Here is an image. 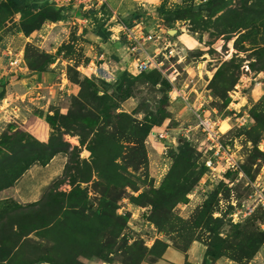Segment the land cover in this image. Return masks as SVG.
I'll return each mask as SVG.
<instances>
[{"label": "rangeland", "instance_id": "1", "mask_svg": "<svg viewBox=\"0 0 264 264\" xmlns=\"http://www.w3.org/2000/svg\"><path fill=\"white\" fill-rule=\"evenodd\" d=\"M4 1L0 141L34 144L42 131L48 141L56 134L48 124L54 112L84 108V124L89 114L100 116L83 147L80 132L63 135V170L47 187L36 181L34 202L15 192L23 165L0 166V228L10 232L0 242V264H264V243L248 260L239 251L264 236V208L243 179H223L209 163L197 117L214 123L219 143L264 194V0H107L104 9L87 6V23L76 20L84 14L78 10L61 14L52 0L11 10ZM117 24H140L164 38L140 42L160 68L140 76L122 102L115 83L124 73L138 76L133 58L141 52L124 50ZM169 30L177 33L163 34ZM7 51L22 59L20 67L9 66ZM31 69L44 70L37 82ZM146 117L162 122L143 146L134 145L130 126ZM185 143L188 153L180 156ZM208 249L220 258L210 261Z\"/></svg>", "mask_w": 264, "mask_h": 264}, {"label": "trees", "instance_id": "2", "mask_svg": "<svg viewBox=\"0 0 264 264\" xmlns=\"http://www.w3.org/2000/svg\"><path fill=\"white\" fill-rule=\"evenodd\" d=\"M212 3H213V0H209L207 4L211 5ZM26 4H27L26 0H5L3 3V6L7 10H11L15 8L24 7L26 6ZM104 8H105V5L102 6L100 9H104ZM58 11L62 14L64 12V9L59 8ZM55 20H58V19H55ZM99 37L103 39L104 37H106V35H104V37L99 35ZM58 52H59V49L57 50V53ZM48 58L51 59V56L48 55ZM49 59L46 61L47 63H50ZM31 70H33L34 72L38 71L39 74H41L44 71V70H37V69H31ZM150 72L152 71L150 70L147 72L140 73L138 76H135V77L127 75L128 73L122 74L119 80L117 81V83H115V92L117 95L118 102H122V101L129 99L132 96L133 88L135 86V83L139 80V77L145 75V73L149 74ZM217 74H218V71L214 74V77ZM162 83L164 84L165 88L169 89V85L167 82L162 80ZM96 94H97V91L94 92V95ZM97 101L103 103L106 101V98L98 97ZM83 110L84 108L79 107L77 113H73L70 110L66 115H61L58 112H54L53 115L49 116L48 124L55 126L56 128L55 135L57 136L55 137L54 135L53 137L49 138L48 141L45 140V138L47 137L46 131H42L39 137L38 136L32 137L34 144H22L24 140L23 137H20V138H14V137H9V136L5 137L4 140H2V142L0 141V154H3L2 156H0V166L2 165L3 167H5L9 164L11 168L14 164H22L23 167L19 173L20 174L19 176H21L26 170H28L31 166L35 164L45 165L53 156L58 155V154H66L68 151L67 149H68L69 144L66 141H64L63 135H71L72 133H75V132H80V133H76L75 136H78L79 144L80 146L83 147L86 142V138L89 137L94 132V125H95L94 122H96L98 120V117L100 116L97 113H91L89 114V117H91V120L87 121L88 122L87 124H84L81 122V119H85L86 117L84 113L82 112ZM110 116L111 114H108L106 117L109 118ZM161 122H162V118L152 119L150 117H146V120L142 124H139L137 126H130L132 128V132L130 133V136L131 138H133V140H135L133 141L134 145L143 146L144 141L146 137L148 136V134L150 133L151 129L155 126H159ZM130 127L126 125L125 129H128ZM188 150H189L188 143L181 145V147H179V155L180 156L187 155ZM90 151H91L90 147H87V152L89 154H90ZM203 168H204V171L201 174V177L206 171V167L204 166ZM227 176L232 177L231 179L233 180L236 177V173L227 172L223 176V179ZM232 180L228 183L227 186H229ZM217 185H215L216 188L213 186V189H212L213 192L217 189ZM197 186H198V182L194 188L191 189L190 187L191 189L190 192H192V190L195 191ZM219 202L220 200L218 201V204ZM34 205H37V203ZM227 209L229 212L228 213V216H229L233 213L232 205L230 204L228 208L225 209V211H227ZM222 211L224 210L220 209L219 207V210L216 211V213L218 212L220 214V212ZM32 230H30L29 232H31ZM9 233H10L9 230L8 229L6 230V228L2 226L0 228V242L2 240H5L6 238H9L8 237ZM260 235H263V234H260ZM26 236H28V233L23 235L22 237H26ZM247 242H248L247 247L242 246L239 249L240 256L244 260L251 259L258 252V249L264 243V236H261L258 239H253V240L249 239L247 240ZM208 257H211L215 261L218 258H220V255L217 251H212L208 249L206 251V258ZM35 263L36 261H32V262H29L28 264H35ZM16 264H19V263H16Z\"/></svg>", "mask_w": 264, "mask_h": 264}, {"label": "built area", "instance_id": "3", "mask_svg": "<svg viewBox=\"0 0 264 264\" xmlns=\"http://www.w3.org/2000/svg\"><path fill=\"white\" fill-rule=\"evenodd\" d=\"M53 4L57 9L59 8H65L66 7L72 9V10H80V12L84 13L81 15L80 18H77L76 20L81 23H87V18L84 15H87V6L88 8H93L92 10H95L96 8H101L102 6L107 4V0H52ZM120 27V31L118 34H121L123 39H125V43H123L124 50L129 51L131 56H135L136 52H141L138 54V56H135L133 58L134 61V70L136 71L135 75H139L140 73L150 71L152 69H159L160 65L157 63L155 64L153 62L154 57L149 56L145 51L141 48V43H148L153 42L154 39L162 40L164 38L162 34H157V32H146L144 31L143 27L141 25H134L133 27L129 28L127 25L124 24H117ZM110 32V30H109ZM112 32V31H111ZM112 34V33H111ZM163 34L168 36V33L166 34L165 31H163ZM113 36V35H112ZM118 39V37H117ZM170 44L167 46V48H170L168 51V55L171 56V54L174 52L171 47H169ZM166 48V49H167ZM165 49V50H166ZM11 52L7 51L5 56L8 57V63L10 67H20L21 64V58L18 56H11ZM130 73V72H129ZM132 74V73H130ZM134 75V76H135ZM169 83H172L169 81ZM199 123L198 127H200L201 131L205 135V141L207 143L206 147L204 148V154L205 152H210V159L209 163H212L218 172H221L219 174L222 175V177L227 173H236L237 179H243L246 186H250L252 189V195L256 199H258V204L262 208H264V194L262 193V190L256 186L252 181H250L247 176L245 175L241 164L238 162L236 157L232 154L230 155L227 150V146H223L222 143H219V137L215 133L214 123L210 120L202 119L198 115ZM208 161V160H207ZM206 161V164H207ZM212 166V167H214ZM206 167V165H205ZM207 167L210 169V171H214L215 168L210 167L209 164H207ZM206 167V168H207ZM208 170V169H207ZM216 171V172H217ZM212 172H209L210 174ZM206 176L205 174L203 177ZM213 182V181H211ZM196 193V190L193 191V194ZM235 215V212H233L229 217ZM262 230H264V224L261 225Z\"/></svg>", "mask_w": 264, "mask_h": 264}, {"label": "crops", "instance_id": "4", "mask_svg": "<svg viewBox=\"0 0 264 264\" xmlns=\"http://www.w3.org/2000/svg\"><path fill=\"white\" fill-rule=\"evenodd\" d=\"M77 13H81L80 10H78ZM49 23L50 25L54 24L52 22ZM43 26L45 27L48 25L44 24ZM40 77L41 74L39 75L32 74V76L29 79H35L37 82V80H39ZM64 164H65V158L61 155H57L44 167L41 166L37 167L36 165L31 166L18 179L15 185V192L18 198L24 203L34 202L37 196L36 181L43 180V182L45 183V187L49 186L55 179H57L60 176ZM36 174H37V178L35 179V181H32L31 177L32 176L36 177Z\"/></svg>", "mask_w": 264, "mask_h": 264}, {"label": "water", "instance_id": "5", "mask_svg": "<svg viewBox=\"0 0 264 264\" xmlns=\"http://www.w3.org/2000/svg\"><path fill=\"white\" fill-rule=\"evenodd\" d=\"M58 10V9H57ZM176 34V30H169L168 31V35L169 36H174ZM2 90V87H0V91ZM209 258V260L211 261V260H213L211 257H208Z\"/></svg>", "mask_w": 264, "mask_h": 264}, {"label": "bare ground", "instance_id": "6", "mask_svg": "<svg viewBox=\"0 0 264 264\" xmlns=\"http://www.w3.org/2000/svg\"><path fill=\"white\" fill-rule=\"evenodd\" d=\"M220 129H221L222 132H225L226 131V126L223 125V126L220 127Z\"/></svg>", "mask_w": 264, "mask_h": 264}]
</instances>
